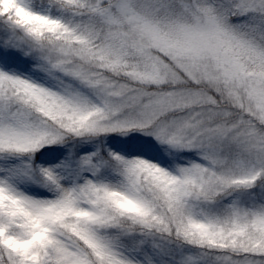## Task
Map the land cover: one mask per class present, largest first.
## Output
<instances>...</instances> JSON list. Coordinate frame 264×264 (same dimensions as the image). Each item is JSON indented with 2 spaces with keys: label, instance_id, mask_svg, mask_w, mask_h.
Returning a JSON list of instances; mask_svg holds the SVG:
<instances>
[{
  "label": "snow or ice",
  "instance_id": "snow-or-ice-1",
  "mask_svg": "<svg viewBox=\"0 0 264 264\" xmlns=\"http://www.w3.org/2000/svg\"><path fill=\"white\" fill-rule=\"evenodd\" d=\"M205 6L264 40V0ZM118 7L0 0V264H264V92L191 104L195 81H114L78 42Z\"/></svg>",
  "mask_w": 264,
  "mask_h": 264
},
{
  "label": "rangeland",
  "instance_id": "rangeland-1",
  "mask_svg": "<svg viewBox=\"0 0 264 264\" xmlns=\"http://www.w3.org/2000/svg\"><path fill=\"white\" fill-rule=\"evenodd\" d=\"M189 1L163 0L180 6L192 19L187 23L173 17L169 32L163 34L148 12V6H156L160 0H110L119 7L101 20L104 39L121 50L131 47L141 52L158 70L160 79L154 84L139 85L138 90L172 93L173 89H183L189 81H195L199 92L188 97L191 104L204 103L209 89H215L223 93L222 98L226 101L254 108L255 94L264 92V78L243 71L237 56L225 49L224 36L219 33L215 21L202 16ZM242 45V51L253 50L250 45ZM92 63L103 69L94 59ZM181 95L187 96L186 93H174L169 99L179 100ZM40 159L46 167L59 163L46 157ZM122 207L134 205L125 201Z\"/></svg>",
  "mask_w": 264,
  "mask_h": 264
},
{
  "label": "trees",
  "instance_id": "trees-1",
  "mask_svg": "<svg viewBox=\"0 0 264 264\" xmlns=\"http://www.w3.org/2000/svg\"><path fill=\"white\" fill-rule=\"evenodd\" d=\"M189 2L202 16L215 21L219 33L224 36L225 49L232 55L237 56L236 58L240 60L243 71L249 75L264 78V67H262V62L258 55L253 50L242 51L240 47L245 43L253 49H264V40L250 34H239L233 32L230 28L218 25L215 14L210 8L205 6L206 0H190ZM157 5L153 7L148 6V12L150 13L149 16L152 22L163 34L169 32L173 17L187 23L192 21L191 16L180 6L159 8ZM97 33L102 39L96 37L89 39L88 37H84L78 43L83 44L87 50L94 52V60L96 63L98 65L100 64L103 68L106 67L114 81L126 84L129 88L138 89L139 85L154 84L160 79L158 70L141 52L131 47L121 50V48L112 42L106 41L104 39L101 22L97 25ZM46 159L50 158L46 157ZM37 163L44 165L42 159H39ZM21 187L29 194L41 192L36 188L37 186L35 184L22 185ZM126 209L136 211L135 206Z\"/></svg>",
  "mask_w": 264,
  "mask_h": 264
}]
</instances>
